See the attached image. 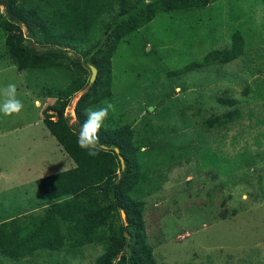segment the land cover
<instances>
[{
    "label": "rangeland",
    "instance_id": "374dc122",
    "mask_svg": "<svg viewBox=\"0 0 264 264\" xmlns=\"http://www.w3.org/2000/svg\"><path fill=\"white\" fill-rule=\"evenodd\" d=\"M156 1L133 2L122 17L116 11L106 14L96 42L104 49L121 19ZM234 34L243 43L242 55L224 64L209 61V53L230 47ZM5 35L0 30V88L16 84L24 108L18 115L0 114V223L42 214L54 201L38 193L35 180L73 167L41 122L43 113L55 120L48 107L72 71H17L6 56ZM89 50L80 47L72 53L82 59ZM110 79L108 102L116 111L108 118L132 132L143 183L148 184L139 199L140 221L155 262L264 264L260 0H213L156 13L114 48ZM82 92L67 99L63 116L70 125ZM233 110L238 118L221 127L201 122ZM103 246L100 241L77 249L40 250L17 260L0 255V264H94Z\"/></svg>",
    "mask_w": 264,
    "mask_h": 264
},
{
    "label": "trees",
    "instance_id": "16d2710c",
    "mask_svg": "<svg viewBox=\"0 0 264 264\" xmlns=\"http://www.w3.org/2000/svg\"><path fill=\"white\" fill-rule=\"evenodd\" d=\"M141 1L0 0V30L6 33L4 50L17 71L51 67L72 71L67 84L55 91L56 99L48 107L55 112V120L43 113L41 122L73 167L35 180L38 193L54 201L42 214L27 221L11 219L0 223L3 257L17 260L40 250L57 252L64 247L77 249L104 241L94 264H158L140 221L143 203L139 199L147 194L148 184L143 183L132 132L127 125L107 117L99 132L102 150L96 157H89L78 146L76 134L79 124L86 119L87 108L110 101V56L124 38L156 13L186 10L213 0H158L147 4L137 15L121 19L110 33L111 41L102 49L103 43L96 41L106 14L116 11L122 17L132 10L133 2ZM260 3L264 14V0ZM80 47H90L82 59L72 53ZM242 49L240 37L234 34L230 47L212 51L208 60L224 64L242 55ZM89 66L95 69L91 84ZM79 91L83 92L73 107L74 121L70 125L63 110L67 99ZM237 118V111L233 110L201 122L214 128Z\"/></svg>",
    "mask_w": 264,
    "mask_h": 264
},
{
    "label": "clouds",
    "instance_id": "9594fccd",
    "mask_svg": "<svg viewBox=\"0 0 264 264\" xmlns=\"http://www.w3.org/2000/svg\"><path fill=\"white\" fill-rule=\"evenodd\" d=\"M23 108V102L18 99L16 84L9 83L0 88V114L18 115ZM110 111L115 112L116 106L108 101H104V106L87 108L86 119L76 129L77 144L89 157H96L102 150L99 132Z\"/></svg>",
    "mask_w": 264,
    "mask_h": 264
},
{
    "label": "water",
    "instance_id": "95a60500",
    "mask_svg": "<svg viewBox=\"0 0 264 264\" xmlns=\"http://www.w3.org/2000/svg\"><path fill=\"white\" fill-rule=\"evenodd\" d=\"M88 68H89V73H90L88 83L91 84L95 78V69L92 66H89ZM115 153H117V150H115ZM118 159H119V162L121 163L122 162L121 158L119 157ZM120 216H121L122 221L124 222L123 212H120ZM124 225H125V222H124Z\"/></svg>",
    "mask_w": 264,
    "mask_h": 264
}]
</instances>
